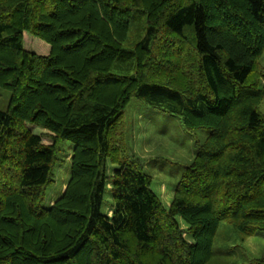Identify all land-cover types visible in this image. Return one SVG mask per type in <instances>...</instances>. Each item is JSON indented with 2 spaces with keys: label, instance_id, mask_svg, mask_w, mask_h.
<instances>
[{
  "label": "trees",
  "instance_id": "1",
  "mask_svg": "<svg viewBox=\"0 0 264 264\" xmlns=\"http://www.w3.org/2000/svg\"><path fill=\"white\" fill-rule=\"evenodd\" d=\"M263 52L264 0H0V264H209L222 222L240 246L264 232ZM132 98L209 131L168 207L129 149Z\"/></svg>",
  "mask_w": 264,
  "mask_h": 264
},
{
  "label": "rangeland",
  "instance_id": "2",
  "mask_svg": "<svg viewBox=\"0 0 264 264\" xmlns=\"http://www.w3.org/2000/svg\"><path fill=\"white\" fill-rule=\"evenodd\" d=\"M189 30L191 29L186 31ZM35 40L38 41L34 36L25 33L26 49L36 51L32 48L34 43V47L37 45ZM189 43L194 44L193 36L189 38ZM260 64L264 70V52L260 58ZM10 97L11 92L0 87V111L8 109ZM259 110L264 113V98L259 105ZM125 120L129 149L135 156L142 159L146 172L152 177V190L160 197L163 205L168 207L172 200L173 189L180 180L184 167L193 160L195 142H204L209 131L188 130L178 116L154 109L139 98H132L127 105ZM31 130L36 134H46L45 130L36 126H32ZM43 143H51V139L44 136ZM73 147V143L69 140L61 143L59 160L54 167L55 179L47 188L43 201L45 207L51 206L66 188L70 178V155ZM114 168L115 166L109 165L110 174ZM104 197L106 203L102 211L111 215L110 205L113 203L111 192L106 191ZM177 219L185 227L182 220L179 217ZM187 238L190 240L188 236ZM240 238L241 235L229 223L222 222L213 244L215 254L209 264H248L249 258L264 257V232L248 237L242 246H240Z\"/></svg>",
  "mask_w": 264,
  "mask_h": 264
},
{
  "label": "crops",
  "instance_id": "3",
  "mask_svg": "<svg viewBox=\"0 0 264 264\" xmlns=\"http://www.w3.org/2000/svg\"><path fill=\"white\" fill-rule=\"evenodd\" d=\"M165 190H166V188H165ZM169 204H170V202H169ZM169 204H168V205H169Z\"/></svg>",
  "mask_w": 264,
  "mask_h": 264
}]
</instances>
